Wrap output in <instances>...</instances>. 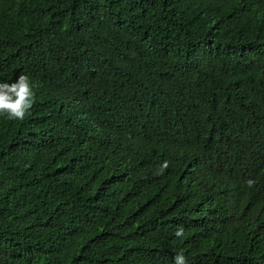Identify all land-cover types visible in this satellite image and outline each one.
Listing matches in <instances>:
<instances>
[{
  "label": "trees",
  "instance_id": "1",
  "mask_svg": "<svg viewBox=\"0 0 264 264\" xmlns=\"http://www.w3.org/2000/svg\"><path fill=\"white\" fill-rule=\"evenodd\" d=\"M22 73L0 264H264V0H0Z\"/></svg>",
  "mask_w": 264,
  "mask_h": 264
},
{
  "label": "clouds",
  "instance_id": "2",
  "mask_svg": "<svg viewBox=\"0 0 264 264\" xmlns=\"http://www.w3.org/2000/svg\"><path fill=\"white\" fill-rule=\"evenodd\" d=\"M35 104V93L30 77L20 74L18 79L12 83L0 82V115H5L14 121H23ZM168 167L165 161L163 168ZM251 184V181L249 182ZM176 237H183V227H178L175 232ZM173 264H187L182 252L177 253L173 258Z\"/></svg>",
  "mask_w": 264,
  "mask_h": 264
}]
</instances>
